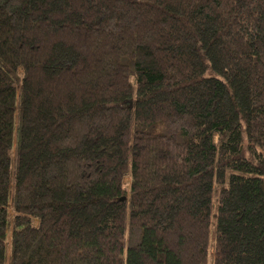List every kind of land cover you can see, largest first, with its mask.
Wrapping results in <instances>:
<instances>
[{"label": "trees", "instance_id": "trees-1", "mask_svg": "<svg viewBox=\"0 0 264 264\" xmlns=\"http://www.w3.org/2000/svg\"><path fill=\"white\" fill-rule=\"evenodd\" d=\"M0 264H264V0H0Z\"/></svg>", "mask_w": 264, "mask_h": 264}, {"label": "rangeland", "instance_id": "rangeland-1", "mask_svg": "<svg viewBox=\"0 0 264 264\" xmlns=\"http://www.w3.org/2000/svg\"><path fill=\"white\" fill-rule=\"evenodd\" d=\"M125 181H126V183H128V179H127V178L125 179ZM209 260H210V259H209ZM209 260H208V261H209Z\"/></svg>", "mask_w": 264, "mask_h": 264}]
</instances>
